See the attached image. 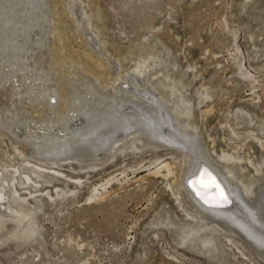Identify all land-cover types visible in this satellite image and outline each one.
I'll list each match as a JSON object with an SVG mask.
<instances>
[{"label":"rangeland","instance_id":"374dc122","mask_svg":"<svg viewBox=\"0 0 264 264\" xmlns=\"http://www.w3.org/2000/svg\"><path fill=\"white\" fill-rule=\"evenodd\" d=\"M50 1L48 7L58 14V22L52 23L49 30L48 44L51 47L58 49L62 46L58 39L59 28L62 27L71 36L76 59L86 58L93 50L105 49L87 24L82 27L77 18L73 19L68 9L70 0ZM89 2L90 11L96 13L100 8L103 13L96 26L100 27L108 42L106 48L109 52L104 59L111 53L118 55L124 59V68L129 72L146 60L152 67L144 82L163 85L165 81H175L184 85L183 98L190 99L195 106H191L195 111H192L194 114L189 121L197 125L200 142L206 145L215 159L222 151L231 153L239 147L238 154L250 157L262 172L256 175L250 166L241 172L238 166L237 176L253 180L256 175L263 191L264 0ZM25 7L28 6H20L10 12L15 11V18L0 15L3 20L0 23V80H3L2 75L8 83H16L21 78L16 75L17 71V74L22 70L25 72L28 65L50 68L43 62L46 56L37 61L31 58L24 60L27 53L41 56L39 50L45 48V45L37 46L38 51L33 52L27 49L35 45L34 39L26 33L28 25H34L35 18H31L28 11H21ZM33 34H38V31ZM36 37L34 41L40 38ZM86 39L93 41L91 45L86 44ZM61 52L65 54L64 50ZM32 61L35 62L33 65L30 64ZM245 73L250 75L249 79L242 76ZM53 80L57 85L62 81L59 77ZM14 87L19 88L17 85ZM151 90L159 101V94ZM161 92L171 96L169 88H163ZM201 94H209L211 99L200 105ZM172 100L180 105L179 96L172 97ZM3 103L2 94L0 106H7ZM17 103L18 110L31 107L30 99L25 96L20 97ZM166 106L168 116H171V106ZM208 107H213V112L204 117L200 110ZM12 109L7 106L4 111L13 113ZM241 110H246L251 116L248 123L240 127L237 116ZM14 112L19 115L17 109ZM1 133L0 159L5 161L13 154L10 159L16 160H9L11 164H20L23 157L14 150L9 136ZM130 140L132 142L126 146L128 151L120 149L113 158L105 154L100 157L104 158L102 161L88 163L84 168L72 161L56 165L71 178L80 179L82 184L62 178L64 181H53L48 189L43 187L45 193L54 194L55 200L43 196L44 204L35 219L38 234L29 239L15 237L16 224L7 223L0 231V264H264V252L257 250L239 233L233 234V230L226 229V235L219 228L216 236L212 237L210 231L213 226L209 221H205L210 225L208 230L202 224L197 228L202 229L201 234L210 237L214 244L192 241L190 236L184 240L191 226L196 225L186 216L187 212L197 216L199 213L181 187L188 173V158L171 146L172 149L159 144H141L135 138ZM166 160L174 165L171 178L151 174L159 161ZM108 181L112 183L107 185ZM168 184L172 185L173 191ZM56 187L66 192L74 190L75 197L69 198L70 201L59 199L55 195ZM108 190L110 194L106 198L90 203V198L97 192L104 194ZM175 193L180 194L181 206ZM227 236L232 238L231 242L227 241Z\"/></svg>","mask_w":264,"mask_h":264},{"label":"bare ground","instance_id":"6f19581e","mask_svg":"<svg viewBox=\"0 0 264 264\" xmlns=\"http://www.w3.org/2000/svg\"><path fill=\"white\" fill-rule=\"evenodd\" d=\"M88 2L89 0H70L68 9L73 14V19L77 18L80 26L85 27L87 24V27H90L105 49L97 52L93 50L86 58L76 59L71 36L62 27L59 28L58 35L62 46L54 49L48 44L50 26L58 22V14L52 7H48L50 0H0L2 17L8 15L14 17L16 13L15 11L10 13L12 10L28 6L21 11L24 13L28 11L35 21L33 26L28 25L26 33L28 32L27 34L34 40L36 36L40 38L37 41L33 40L34 47L30 46L27 49L30 48L29 52H33L38 51L39 46L45 45V48L39 50L41 56L24 53L27 55L24 60L29 61L31 58L37 61L46 56L43 62L50 66L47 69L38 64L34 66L35 62L32 61L30 64L33 66L26 65L25 72L22 70L17 74V71L16 75L23 78L15 79L16 83L4 81L5 77L1 75L3 80H0V95L3 94V104L8 108L12 107L13 113L17 109L19 115L9 113L10 110L6 113L4 110L7 106H0V132L9 136L14 150L23 159L17 165L11 164L14 160L10 159L13 158V154L5 161L0 159V231L7 223H15L17 226L15 237L29 239L37 235L35 219L44 204L43 196L55 200L54 194H49V191L45 193L43 187L47 188L53 181L63 180L62 178L69 179V182L74 184H82L80 179L71 178L56 165L72 161L84 168L88 163L102 161L104 158L100 157L105 154L113 158L116 151L126 148L132 142L130 139L135 138L141 144L171 146L188 158V173L184 176L181 187L186 197L197 206L199 213L197 216L186 211V216L196 225L191 226V231L187 229L189 233L183 237L184 240L190 236L192 241L201 240L200 242L204 244H214L210 237L201 234L202 229L197 228L202 224L205 230H208L210 225L205 224V221H209L211 227L213 226L211 236L214 234L216 236L219 228L224 230L225 234L226 229H230L233 230V234L239 233L257 250L264 252V190L262 191L263 186L256 178L262 170L250 157L240 156L239 147L231 153L222 151L217 159L212 156L206 145L200 142L197 125L189 121L195 106H192L190 99L187 101V98L186 100L183 98L184 85L175 81L173 83L165 81L163 85L144 82L148 70L152 67L146 60L141 61L132 73L124 68V59L118 58V55L111 53L104 59L109 52L106 48L108 42L100 27L96 26L103 13L100 8L96 13L90 11L88 7L91 2ZM19 3L21 5L17 6ZM1 18L0 23L3 21ZM3 31L1 34L4 36L6 34ZM37 31L38 34H33ZM90 35L91 39L96 41V38ZM93 41L88 42L86 39L85 42L89 44ZM62 50L65 54L61 52ZM95 56L101 59L97 60ZM68 63L69 67L66 68ZM242 76L250 78L248 73ZM54 77L62 80L59 85L53 80ZM108 77L111 79L108 80ZM15 85L19 88L16 89ZM163 88H169L171 96L163 95L161 92ZM151 89L159 94L160 102ZM23 96L30 99L31 107L18 110L17 102ZM178 96L180 105L172 100V97ZM210 99L209 94H201L200 105ZM166 105L171 106V116H168ZM200 112L206 117L213 112V107ZM250 116L246 110L239 111L238 125L241 127L248 123ZM131 148L133 150V147ZM238 166L241 172L249 166L253 168L256 173L253 180L238 177L236 174ZM151 174L169 179L174 174V165L167 160L159 161ZM111 181H108L107 185L112 183ZM168 187L173 188L171 184H168ZM56 188L55 195L61 200L75 197L74 190L66 192ZM98 192L90 198V203L102 200L110 194L109 190L104 194ZM179 195L175 193L176 201L181 206ZM199 214L205 216L207 220ZM227 238V241H232L231 237Z\"/></svg>","mask_w":264,"mask_h":264},{"label":"water","instance_id":"95a60500","mask_svg":"<svg viewBox=\"0 0 264 264\" xmlns=\"http://www.w3.org/2000/svg\"><path fill=\"white\" fill-rule=\"evenodd\" d=\"M189 185H190V183H189Z\"/></svg>","mask_w":264,"mask_h":264}]
</instances>
